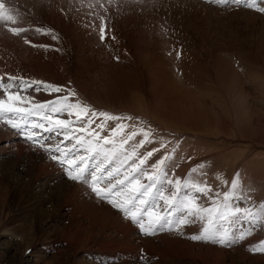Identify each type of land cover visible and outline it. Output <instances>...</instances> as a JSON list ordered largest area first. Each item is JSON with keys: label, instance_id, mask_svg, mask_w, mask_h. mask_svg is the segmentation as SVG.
I'll return each mask as SVG.
<instances>
[{"label": "rangeland", "instance_id": "1", "mask_svg": "<svg viewBox=\"0 0 264 264\" xmlns=\"http://www.w3.org/2000/svg\"><path fill=\"white\" fill-rule=\"evenodd\" d=\"M17 1L22 14L32 11L27 24L59 40L30 32L33 43L49 46L34 48L0 25V73L71 87L97 110L139 117L176 148L178 176L203 163L216 187L239 173L245 194L233 206L264 202V13L204 0L125 2L109 13L116 39L101 42L78 3ZM88 191L0 124V264H264V253L248 250L264 240V227L231 247L188 239L201 223L185 226L184 236L145 237Z\"/></svg>", "mask_w": 264, "mask_h": 264}, {"label": "snow or ice", "instance_id": "2", "mask_svg": "<svg viewBox=\"0 0 264 264\" xmlns=\"http://www.w3.org/2000/svg\"><path fill=\"white\" fill-rule=\"evenodd\" d=\"M74 2L80 5L75 8L77 12L81 8L89 9L87 15L91 20L86 27L97 30L100 41L105 42L116 39L115 35H109L110 10L120 11L125 2L143 4L144 0H88L87 3L69 0L70 4ZM204 2L221 7L242 5L264 13L262 0ZM60 11L67 14L63 8ZM31 15V9L22 14L14 5L6 6L5 0H0V25L11 36L34 48L49 46L33 43L28 36L30 32L59 40L52 29L27 24L26 17ZM40 92L53 98L39 101L31 94ZM0 124L47 153L69 180L86 186L89 195L121 213L142 236L153 237L164 232L184 236L185 226L201 223V230L188 239L231 247L256 228L264 227V202L233 206L232 202L245 194L239 173L231 182L224 180L216 187L208 183L203 163L191 168L184 177L178 176L176 148L169 150L170 141L155 133L150 125L145 126L139 117L95 109L71 87L0 73ZM53 140L54 143L47 142ZM154 143H159V147L146 149V145ZM161 150L163 155L149 163ZM226 220L239 221L242 227H247L228 231L222 227ZM248 250L264 253V240Z\"/></svg>", "mask_w": 264, "mask_h": 264}, {"label": "bare ground", "instance_id": "3", "mask_svg": "<svg viewBox=\"0 0 264 264\" xmlns=\"http://www.w3.org/2000/svg\"><path fill=\"white\" fill-rule=\"evenodd\" d=\"M25 1H29V2H36V0H25ZM53 1V0H52ZM5 3H6V6H15V7H18V1L17 0H5ZM20 7V6H19ZM42 14V13H41ZM42 15H44V14H42ZM116 226V225H115ZM127 228H128V226H127ZM120 230H121V228H119ZM130 233V232H129ZM132 234V233H131ZM129 235V234H128ZM189 235V234H188ZM126 237V236H125ZM133 238V237H132ZM131 238V239H132ZM134 240V239H133ZM135 241V240H134ZM128 242H130V241H128ZM132 244H134V243H132ZM132 244H130V246H134V247H136V245H132ZM207 249V248H206ZM212 249V248H211ZM211 249H209L208 251H210L211 252ZM214 249V248H213ZM216 250V249H215ZM215 250L213 251L212 250V252H215Z\"/></svg>", "mask_w": 264, "mask_h": 264}]
</instances>
